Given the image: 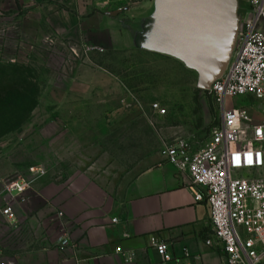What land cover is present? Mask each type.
<instances>
[{"label": "rangeland", "instance_id": "1", "mask_svg": "<svg viewBox=\"0 0 264 264\" xmlns=\"http://www.w3.org/2000/svg\"><path fill=\"white\" fill-rule=\"evenodd\" d=\"M45 1L55 2L0 0V91L22 67L36 98L20 127L0 136V177L41 165L69 187L81 176L120 195L163 141L183 136L202 145L218 110L191 70L164 54L121 48L107 30L60 32L46 19L53 12L43 8ZM74 2L59 5L78 16V28L95 12L120 8L113 17L127 22L153 9V0ZM225 105L247 106L256 118L263 108L250 96Z\"/></svg>", "mask_w": 264, "mask_h": 264}, {"label": "crops", "instance_id": "2", "mask_svg": "<svg viewBox=\"0 0 264 264\" xmlns=\"http://www.w3.org/2000/svg\"><path fill=\"white\" fill-rule=\"evenodd\" d=\"M54 1L51 6L46 1L42 4L53 12L46 19L53 27L57 23L60 32L92 29L104 35L107 30L118 39L119 47H133L139 34L137 21H119L115 18L120 17L95 12L82 19L78 28V16L65 14L59 5L74 0ZM125 9L130 10L124 8L123 13ZM146 161L120 195L81 176L69 187L62 176L50 173L34 179L32 190L22 196L0 191V209L9 200L16 218L14 228L0 213V264L155 263L151 234L167 243L172 258L168 264H177L184 250L199 256L195 264H226L211 233L207 201L193 199L189 178L158 151ZM58 210L69 227L70 245L63 249L58 246L61 232L54 220Z\"/></svg>", "mask_w": 264, "mask_h": 264}, {"label": "built area", "instance_id": "3", "mask_svg": "<svg viewBox=\"0 0 264 264\" xmlns=\"http://www.w3.org/2000/svg\"><path fill=\"white\" fill-rule=\"evenodd\" d=\"M244 1L245 16L229 62L209 88L201 89L217 106L216 124L202 145L192 137L181 136L163 141L158 152L189 178L193 199L207 201L211 233L225 263L264 264V0ZM244 96L261 103L259 118L247 106L226 107L227 99ZM152 106L164 113L158 104ZM45 173L43 166L30 165L24 173L0 177V191L22 196L32 190L33 180ZM0 213L9 226L16 227L9 200ZM54 220L61 232L58 246L63 249L70 245L68 222L60 210ZM149 242L157 260L145 264H168L172 258L167 243L153 234ZM198 259L184 250L175 261L195 264Z\"/></svg>", "mask_w": 264, "mask_h": 264}, {"label": "water", "instance_id": "4", "mask_svg": "<svg viewBox=\"0 0 264 264\" xmlns=\"http://www.w3.org/2000/svg\"><path fill=\"white\" fill-rule=\"evenodd\" d=\"M245 10L244 0H153V9L127 22L137 21L133 47L179 60L196 75L202 89L224 72Z\"/></svg>", "mask_w": 264, "mask_h": 264}, {"label": "trees", "instance_id": "5", "mask_svg": "<svg viewBox=\"0 0 264 264\" xmlns=\"http://www.w3.org/2000/svg\"><path fill=\"white\" fill-rule=\"evenodd\" d=\"M13 72L15 83L0 91V136L19 128L35 106V90L29 76L22 67L14 68Z\"/></svg>", "mask_w": 264, "mask_h": 264}]
</instances>
